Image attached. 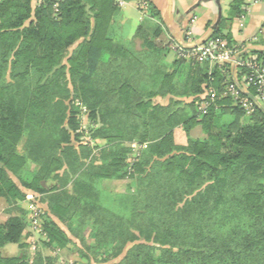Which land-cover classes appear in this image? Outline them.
Segmentation results:
<instances>
[{
    "label": "trees",
    "instance_id": "obj_1",
    "mask_svg": "<svg viewBox=\"0 0 264 264\" xmlns=\"http://www.w3.org/2000/svg\"><path fill=\"white\" fill-rule=\"evenodd\" d=\"M34 1L0 0V264L56 262L2 253L27 247L24 191L45 204L40 246L73 238L80 264H264V109L222 97L227 66L179 58L159 27L130 36L119 3L133 0ZM243 3L210 38L233 46ZM124 180L123 197L103 188Z\"/></svg>",
    "mask_w": 264,
    "mask_h": 264
},
{
    "label": "crops",
    "instance_id": "obj_2",
    "mask_svg": "<svg viewBox=\"0 0 264 264\" xmlns=\"http://www.w3.org/2000/svg\"><path fill=\"white\" fill-rule=\"evenodd\" d=\"M234 0H133L120 1L122 18L130 22V31L144 24L146 30L160 29L159 41L185 44V33L190 29V42L201 45L227 19ZM153 8L155 15L149 16ZM195 23L190 26V19ZM191 27V28H190ZM223 34H229L233 45L264 53V0H244L241 14L233 19ZM170 58V55L168 56Z\"/></svg>",
    "mask_w": 264,
    "mask_h": 264
},
{
    "label": "built area",
    "instance_id": "obj_3",
    "mask_svg": "<svg viewBox=\"0 0 264 264\" xmlns=\"http://www.w3.org/2000/svg\"><path fill=\"white\" fill-rule=\"evenodd\" d=\"M189 22L193 27L195 18L192 17ZM189 37L190 29L185 33L187 38L185 45L174 41L170 43L179 58L208 63L211 67L227 66L229 73L226 75L227 81L222 97H231L246 116H251L257 108L264 109V54L260 58L252 54L243 58L237 46H229L220 38H210L201 45H195L190 42ZM216 98L213 88H208L201 97L199 111L205 113L208 105ZM32 224L38 226L36 219H33Z\"/></svg>",
    "mask_w": 264,
    "mask_h": 264
},
{
    "label": "rangeland",
    "instance_id": "obj_4",
    "mask_svg": "<svg viewBox=\"0 0 264 264\" xmlns=\"http://www.w3.org/2000/svg\"><path fill=\"white\" fill-rule=\"evenodd\" d=\"M37 2V0L34 1L33 5ZM134 32L130 33V36L133 35ZM172 43V42H171ZM169 49L170 51L174 52L171 48V45L169 44ZM170 58L172 59V55L170 54ZM170 60V59H168ZM171 61V60H170ZM153 102L155 103H160V104H165V100H161L159 98L154 99ZM81 119V126L82 129L85 131V136L83 138V141L88 140V132L90 129L93 127L92 124L90 123L89 119L86 116V113L83 112L80 115ZM192 136L194 138H200L202 136V133L200 131V128H195L192 131ZM93 144V142H91ZM136 151L137 148H134ZM128 180H124V182H105L103 184V188L106 189L107 191L114 193L115 196L123 197L127 194V189H128ZM51 184H46L45 187H50ZM26 196H25V201L21 203V207L26 211L27 213V221H29V226L28 228L25 229L23 232V235L26 236L23 241L24 243L27 244L26 249H22V251L19 250L16 246L9 245L5 247L2 250L3 255L5 256H23V257H28V258H33L34 254L36 252L41 253V256L43 257H52L55 258L56 262L55 264H80L81 263V258L80 255H78V250H79V243L71 238L72 243L68 244L66 248L56 251H52L48 248L41 247V241L44 240V236L40 231L38 230V226H33V224H30L31 220H35L36 216H39L40 212L45 209V204L42 202V198L39 195H36L34 193L24 191ZM6 208V205L3 200L0 199V223H2L6 218L7 215L4 212V209ZM37 227V229L35 228ZM60 228L65 230V228L61 225ZM28 235V236H27Z\"/></svg>",
    "mask_w": 264,
    "mask_h": 264
}]
</instances>
